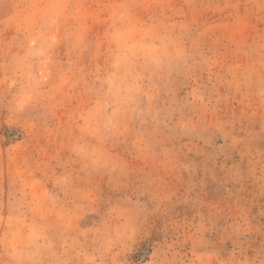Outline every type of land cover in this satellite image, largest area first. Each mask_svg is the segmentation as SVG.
I'll list each match as a JSON object with an SVG mask.
<instances>
[{
	"label": "rangeland",
	"instance_id": "1",
	"mask_svg": "<svg viewBox=\"0 0 264 264\" xmlns=\"http://www.w3.org/2000/svg\"><path fill=\"white\" fill-rule=\"evenodd\" d=\"M0 264H264V0H0Z\"/></svg>",
	"mask_w": 264,
	"mask_h": 264
}]
</instances>
